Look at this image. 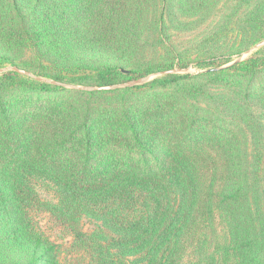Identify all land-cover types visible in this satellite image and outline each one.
Segmentation results:
<instances>
[{
    "label": "trees",
    "instance_id": "obj_1",
    "mask_svg": "<svg viewBox=\"0 0 264 264\" xmlns=\"http://www.w3.org/2000/svg\"><path fill=\"white\" fill-rule=\"evenodd\" d=\"M158 1L0 0V66L27 71L18 51L67 46L69 53L55 54L79 55L74 61L86 74L97 71L101 88L171 70L174 66L137 68L134 63ZM213 2L175 0L174 6L192 17ZM250 17L247 40L260 43L264 0ZM33 73L65 79L62 73ZM25 77L17 71L0 77L1 248L16 251L32 242V237L23 239L20 216L22 175L35 173L66 194L83 197L87 205L124 202L134 210L139 194L143 211L126 224L118 263L106 264H264L263 200L254 189L264 183L261 138L225 127L208 114L192 115L164 92L180 86L197 98L205 95L200 84L219 85L244 93L245 102L264 101V60L197 78L172 75L134 101L133 87L69 92ZM105 94L127 95L124 108H94V100ZM258 124L247 125L250 133ZM248 139L258 145L251 172L244 166ZM37 245L33 251L22 249L31 256L26 264H53L48 251L36 252Z\"/></svg>",
    "mask_w": 264,
    "mask_h": 264
},
{
    "label": "rangeland",
    "instance_id": "obj_2",
    "mask_svg": "<svg viewBox=\"0 0 264 264\" xmlns=\"http://www.w3.org/2000/svg\"><path fill=\"white\" fill-rule=\"evenodd\" d=\"M169 1L160 0L153 4L134 63L137 68L159 65L174 67L122 85L102 87L108 88L104 90L136 88L130 100L134 101L155 92L158 86L172 75L197 78L207 72L227 69L250 59L264 60V41L253 44L247 40V20L251 19L250 14L262 0H213L206 11L192 17L182 16L174 6L175 0L172 3ZM58 51L69 53L70 50L67 46H59L32 47L18 51L16 56L25 62L27 71L0 66V77L10 71H17L26 75V81L62 86L69 92L92 93L101 88L97 87L98 72L92 70L96 72L95 75L86 74L85 69L74 61L79 55L70 54L66 55L68 59H62L60 55L55 54ZM227 60L230 62L224 64ZM219 64L224 65L214 68ZM33 72H49L51 76L62 73L65 79L60 82L36 76ZM66 80H71V83ZM195 83L199 82L195 80ZM200 86L204 87L205 95L197 98L187 95L185 88L180 86L174 89L166 87L164 92H169L177 103L192 115L197 112L205 113L225 127L247 133L248 136H259L261 139L257 144L264 155V101L245 102L244 93L238 90L226 89L219 85ZM127 99V95L105 94L94 100V108H124L123 104ZM253 120L259 124L256 129L252 128L253 132L250 133L247 125L250 126ZM258 145L248 139V143L243 147L244 166L249 172L255 164L253 153L258 150ZM22 176L24 180L21 194V233L24 234L23 239L32 237V242L29 246H24L23 243L16 251L0 247V264H8L5 260L10 252V264L30 262L31 256L27 252L33 251L36 243V252L40 255L48 251L53 258V264H106L113 261L118 263L117 251L121 242H124L120 238H124L126 234V224L143 211L139 194H135L138 204L134 210L125 208L124 202L120 207H115L111 201L87 205L83 197L66 194L62 187L42 175L30 173ZM254 189L256 196L263 200L264 209V183Z\"/></svg>",
    "mask_w": 264,
    "mask_h": 264
},
{
    "label": "water",
    "instance_id": "obj_3",
    "mask_svg": "<svg viewBox=\"0 0 264 264\" xmlns=\"http://www.w3.org/2000/svg\"><path fill=\"white\" fill-rule=\"evenodd\" d=\"M22 73V72H21ZM104 89H108V88H100L99 90H104Z\"/></svg>",
    "mask_w": 264,
    "mask_h": 264
}]
</instances>
